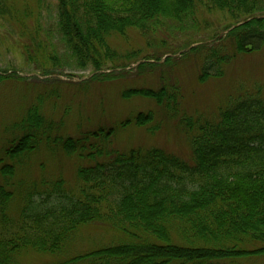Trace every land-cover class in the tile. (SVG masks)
<instances>
[{
    "label": "trees",
    "instance_id": "1",
    "mask_svg": "<svg viewBox=\"0 0 264 264\" xmlns=\"http://www.w3.org/2000/svg\"><path fill=\"white\" fill-rule=\"evenodd\" d=\"M18 1L0 0V14L33 18L28 8H17ZM56 1L57 33L74 60L83 67L93 66L98 74L91 80L116 79L127 73H116L117 68L103 69L106 61L118 59L108 44L109 37L126 36L130 30L147 38L160 30L184 31L185 21L196 20L199 5L226 13L233 21L228 29L252 20L220 42L235 41L240 51H258L264 46V18L255 19L264 16V0ZM47 3L37 0L42 8ZM32 41L42 49L34 36ZM205 46L191 51H210L202 66L204 76H211L208 71L212 68L220 76L218 66L228 65V57L221 56L223 48ZM145 66L143 63L137 69ZM9 80L23 79L14 72L0 74V84ZM140 92L163 103L164 90ZM184 119L194 127L192 120ZM152 120L153 114H140L137 122L145 125ZM55 126L60 125H49L39 109L31 108L13 124V138L0 151V264H14L17 256L28 250L60 254L79 229L94 223L114 228L126 240L78 257V263L237 264L238 260L264 255L261 94L237 98L232 106L220 111L218 118L196 126L192 163L161 149L110 154L102 145L112 131L69 138L64 148L70 155L108 160L81 167L76 192L68 190L62 179L29 182L20 193L22 206L15 214L9 209L19 190L18 168ZM89 148L92 153L86 154ZM55 196L66 204L44 205ZM35 199L42 203L37 204Z\"/></svg>",
    "mask_w": 264,
    "mask_h": 264
},
{
    "label": "rangeland",
    "instance_id": "2",
    "mask_svg": "<svg viewBox=\"0 0 264 264\" xmlns=\"http://www.w3.org/2000/svg\"><path fill=\"white\" fill-rule=\"evenodd\" d=\"M57 5L56 0H48L42 8L37 0H19L17 8H28L33 18L11 17L10 12L0 14V73L14 72L23 79L0 84V151L13 138V124L31 108L39 109L49 125H60L45 135L40 147L24 157L25 163L19 166V190L9 209L15 214L22 206L20 193L29 182L53 183L62 179L68 190L76 192L80 168L108 160L70 155L64 148L69 138L112 131L102 145L110 154L161 149L192 163L196 126L218 118L220 111L232 106L237 98L259 94L264 98V46L258 51H240L235 41L220 42L233 24L222 11L199 5L196 20L185 21L184 31L160 30L148 38L135 30L126 36L112 35L108 44L118 59L106 61L103 69L117 68L116 73H127L116 79L91 80L95 77L93 66L80 65L61 42ZM247 21L252 20L238 24L242 26ZM33 36L42 44L41 50L32 41ZM199 43L223 48L221 56L228 57L229 64L218 66L220 76L214 68L208 71L211 76H204L202 66L210 51L189 50ZM140 63L146 66L139 70ZM144 90H164L163 103L143 96L140 91ZM150 113L151 122L138 124L140 114ZM184 118L192 120L194 127ZM90 153L89 148L86 154ZM40 200L35 199L37 204L42 203ZM45 203L50 207L66 204L57 196ZM124 240L125 235L114 228L88 224L79 229L60 254L28 250L19 254L14 264H83L76 261L78 257ZM236 263L264 264V255Z\"/></svg>",
    "mask_w": 264,
    "mask_h": 264
},
{
    "label": "water",
    "instance_id": "3",
    "mask_svg": "<svg viewBox=\"0 0 264 264\" xmlns=\"http://www.w3.org/2000/svg\"><path fill=\"white\" fill-rule=\"evenodd\" d=\"M262 18H264V17H262ZM238 26H241V24L236 25V27H238ZM231 30H232V29H230L229 31H231ZM229 31H228V32H229ZM190 49H191V48H190Z\"/></svg>",
    "mask_w": 264,
    "mask_h": 264
}]
</instances>
